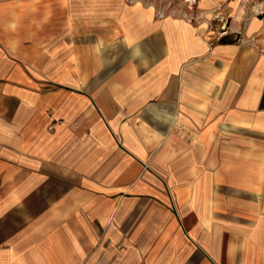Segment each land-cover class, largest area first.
<instances>
[{
  "label": "crops",
  "instance_id": "0c3cea01",
  "mask_svg": "<svg viewBox=\"0 0 264 264\" xmlns=\"http://www.w3.org/2000/svg\"><path fill=\"white\" fill-rule=\"evenodd\" d=\"M0 0V264H264V0Z\"/></svg>",
  "mask_w": 264,
  "mask_h": 264
},
{
  "label": "built area",
  "instance_id": "2783aa9c",
  "mask_svg": "<svg viewBox=\"0 0 264 264\" xmlns=\"http://www.w3.org/2000/svg\"><path fill=\"white\" fill-rule=\"evenodd\" d=\"M186 6L187 12L192 14V19H195V11L197 8L198 0H182Z\"/></svg>",
  "mask_w": 264,
  "mask_h": 264
}]
</instances>
